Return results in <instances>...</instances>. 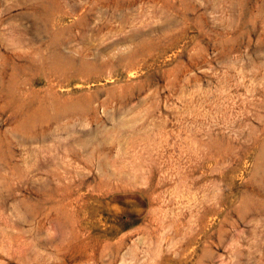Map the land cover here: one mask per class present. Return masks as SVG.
<instances>
[{
  "label": "rangeland",
  "instance_id": "374dc122",
  "mask_svg": "<svg viewBox=\"0 0 264 264\" xmlns=\"http://www.w3.org/2000/svg\"><path fill=\"white\" fill-rule=\"evenodd\" d=\"M0 264H264V0H0Z\"/></svg>",
  "mask_w": 264,
  "mask_h": 264
}]
</instances>
